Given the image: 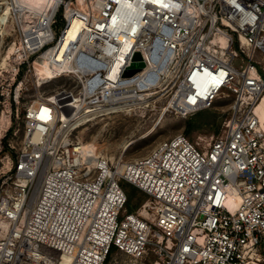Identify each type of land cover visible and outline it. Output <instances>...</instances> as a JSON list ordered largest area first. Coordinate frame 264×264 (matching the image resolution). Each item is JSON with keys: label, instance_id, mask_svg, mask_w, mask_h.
I'll use <instances>...</instances> for the list:
<instances>
[{"label": "built area", "instance_id": "1", "mask_svg": "<svg viewBox=\"0 0 264 264\" xmlns=\"http://www.w3.org/2000/svg\"><path fill=\"white\" fill-rule=\"evenodd\" d=\"M0 15L17 35L0 90V264H264V0H0ZM136 51L146 65L124 76ZM28 76L40 90L17 146L6 137ZM221 96L220 133L130 161L75 135L162 102L192 116ZM123 182L147 197L134 210Z\"/></svg>", "mask_w": 264, "mask_h": 264}, {"label": "rangeland", "instance_id": "2", "mask_svg": "<svg viewBox=\"0 0 264 264\" xmlns=\"http://www.w3.org/2000/svg\"><path fill=\"white\" fill-rule=\"evenodd\" d=\"M16 37L13 26L8 28L3 24L0 25V90L6 89L7 78L11 74L10 49ZM19 84L23 88H27L25 93L22 94L19 104H16L13 100L14 109L17 106L20 109V118L13 119V128L6 137V140L13 141L17 146L24 135L21 112L25 103L32 100L40 90V87L35 85L30 76L26 77L25 81H21V77H19L16 85ZM55 87L56 85L51 88ZM263 102L264 99L261 103ZM230 105L231 100L221 96L215 101L212 108L202 110L210 115L203 118L210 119L211 124H201L190 133L187 132V124L194 115L184 117L166 112L165 103L162 102L157 103L152 110L111 114L99 118L91 125L79 129L75 135L82 139L83 143L94 144L98 155L105 156L113 162L130 161L146 156L160 141L175 135L185 134L193 141H199L200 137L217 135L228 116ZM259 107L261 108H258V111L262 117L264 116V106ZM259 109H262L263 113ZM18 129L19 132L15 136L13 132ZM122 186L131 195L129 210L136 209L147 198L143 192L136 190L134 186L127 182H123Z\"/></svg>", "mask_w": 264, "mask_h": 264}, {"label": "bare ground", "instance_id": "3", "mask_svg": "<svg viewBox=\"0 0 264 264\" xmlns=\"http://www.w3.org/2000/svg\"><path fill=\"white\" fill-rule=\"evenodd\" d=\"M2 19H3V17H1V15H0V22H3ZM81 28H82V23H81L79 20H74L73 23H72V25H71V26L69 27V29H68V37H67L68 40L74 38L75 35H76V33H77ZM125 50H127V47L125 48ZM10 51H11V50H10ZM10 51H9V53H10ZM10 54H11V53H10ZM263 99H264V98H263ZM263 99H262V100H263ZM260 103H261V102H260ZM260 103H259V105H258V107H257V112H258V113H259L258 108H261V107H259V106H264V102L261 103V105H260ZM259 110H261V112L263 113L262 109H259ZM262 113H261V114H262ZM259 115H260V114H259ZM260 117H261V116H260ZM261 119H262V121H263L264 116H262ZM83 145H84L85 149H87V151H89V153H91L92 155H95L96 157H98V153L95 151L96 148H95L94 144H89V143L84 142Z\"/></svg>", "mask_w": 264, "mask_h": 264}, {"label": "trees", "instance_id": "4", "mask_svg": "<svg viewBox=\"0 0 264 264\" xmlns=\"http://www.w3.org/2000/svg\"><path fill=\"white\" fill-rule=\"evenodd\" d=\"M204 116H210V115L208 114V112H205V111H199L198 113H196L191 118L190 122H188V124H187V132L190 133L191 131L195 130L201 124H211L210 119L209 120L204 119L203 118ZM135 189L138 190L136 187H135ZM128 197H129V200H128V206H129L130 201H131V195L128 194Z\"/></svg>", "mask_w": 264, "mask_h": 264}, {"label": "water", "instance_id": "5", "mask_svg": "<svg viewBox=\"0 0 264 264\" xmlns=\"http://www.w3.org/2000/svg\"><path fill=\"white\" fill-rule=\"evenodd\" d=\"M145 61L140 51H136L132 57V63L126 68L124 76H132L135 73L141 71L145 67Z\"/></svg>", "mask_w": 264, "mask_h": 264}]
</instances>
